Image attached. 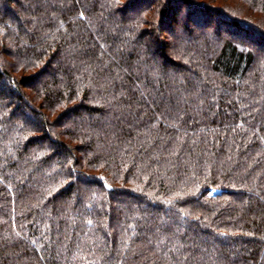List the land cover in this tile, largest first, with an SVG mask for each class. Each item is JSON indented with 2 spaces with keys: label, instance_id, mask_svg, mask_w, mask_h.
<instances>
[{
  "label": "trees",
  "instance_id": "16d2710c",
  "mask_svg": "<svg viewBox=\"0 0 264 264\" xmlns=\"http://www.w3.org/2000/svg\"><path fill=\"white\" fill-rule=\"evenodd\" d=\"M221 1L0 0V264H264V0Z\"/></svg>",
  "mask_w": 264,
  "mask_h": 264
},
{
  "label": "rangeland",
  "instance_id": "374dc122",
  "mask_svg": "<svg viewBox=\"0 0 264 264\" xmlns=\"http://www.w3.org/2000/svg\"><path fill=\"white\" fill-rule=\"evenodd\" d=\"M198 1L203 2L205 4H212V5L223 6V4H222L223 1H221V0H198ZM183 16H184V11H182L181 14L179 15V19H184ZM191 29L195 30L194 27H192ZM203 31H205V32L207 31L210 34H212V33L215 34L214 24L212 26H210V28L208 30H203ZM179 32H180V30H179ZM177 34H179V33H177ZM172 36H173V34L169 32L168 33V39L170 40L172 38Z\"/></svg>",
  "mask_w": 264,
  "mask_h": 264
}]
</instances>
